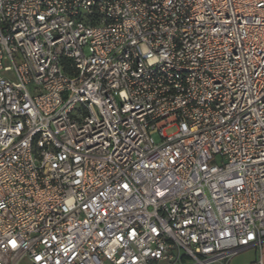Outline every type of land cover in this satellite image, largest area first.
Listing matches in <instances>:
<instances>
[{
    "label": "built area",
    "instance_id": "2783aa9c",
    "mask_svg": "<svg viewBox=\"0 0 264 264\" xmlns=\"http://www.w3.org/2000/svg\"><path fill=\"white\" fill-rule=\"evenodd\" d=\"M250 247L264 264V0H0V264Z\"/></svg>",
    "mask_w": 264,
    "mask_h": 264
},
{
    "label": "rangeland",
    "instance_id": "374dc122",
    "mask_svg": "<svg viewBox=\"0 0 264 264\" xmlns=\"http://www.w3.org/2000/svg\"><path fill=\"white\" fill-rule=\"evenodd\" d=\"M175 131V128L168 129V133H172ZM256 248L251 247L244 249L232 256L228 262V264H250L251 261L257 258Z\"/></svg>",
    "mask_w": 264,
    "mask_h": 264
},
{
    "label": "crops",
    "instance_id": "0c3cea01",
    "mask_svg": "<svg viewBox=\"0 0 264 264\" xmlns=\"http://www.w3.org/2000/svg\"><path fill=\"white\" fill-rule=\"evenodd\" d=\"M251 248V247H250ZM256 252H257V249H256ZM257 254V253H256Z\"/></svg>",
    "mask_w": 264,
    "mask_h": 264
}]
</instances>
